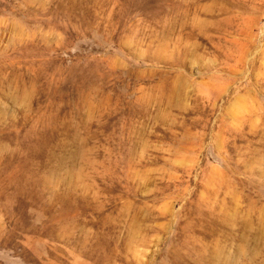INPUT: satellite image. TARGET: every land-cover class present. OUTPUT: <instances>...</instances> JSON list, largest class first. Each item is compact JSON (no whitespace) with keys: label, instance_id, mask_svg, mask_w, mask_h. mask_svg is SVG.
Returning <instances> with one entry per match:
<instances>
[{"label":"rangeland","instance_id":"obj_1","mask_svg":"<svg viewBox=\"0 0 264 264\" xmlns=\"http://www.w3.org/2000/svg\"><path fill=\"white\" fill-rule=\"evenodd\" d=\"M0 264H264V0H0Z\"/></svg>","mask_w":264,"mask_h":264}]
</instances>
